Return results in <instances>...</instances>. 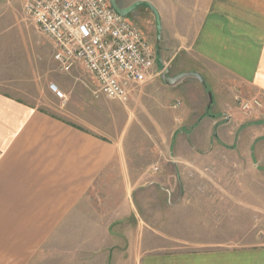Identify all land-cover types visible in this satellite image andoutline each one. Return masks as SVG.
<instances>
[{"label": "rangeland", "instance_id": "374dc122", "mask_svg": "<svg viewBox=\"0 0 264 264\" xmlns=\"http://www.w3.org/2000/svg\"><path fill=\"white\" fill-rule=\"evenodd\" d=\"M138 1L143 0L117 3L127 8ZM149 1L159 11L158 0ZM23 9L24 0H0V92L124 144L136 180L135 217L129 219L135 232L119 236L120 257L128 258V247L137 263L183 251L231 249L232 264H256L255 250L264 247V113L239 107L233 119L223 113L209 119L215 113L205 88L194 83L173 90L157 68L128 104L107 100L82 66L60 73L52 43ZM130 20L157 50L163 20L159 30L148 6ZM171 55L164 54L165 65ZM174 60L173 73L183 70L181 60ZM52 83L65 100L50 90ZM90 237L95 236L53 241L78 246Z\"/></svg>", "mask_w": 264, "mask_h": 264}, {"label": "crops", "instance_id": "0c3cea01", "mask_svg": "<svg viewBox=\"0 0 264 264\" xmlns=\"http://www.w3.org/2000/svg\"><path fill=\"white\" fill-rule=\"evenodd\" d=\"M158 4L165 33L157 60L171 53L170 77L197 73L205 83L187 77L170 87L200 84L212 96V120L221 113L233 119L240 102L254 98L261 102L256 111L264 113V0ZM174 58L183 69L177 73ZM127 157L119 140L0 92V264H232L231 249L137 263L128 247V258L120 257L119 236L135 232L129 219L135 217L136 180ZM72 234L95 237L78 246L53 241ZM255 258L264 264V247Z\"/></svg>", "mask_w": 264, "mask_h": 264}, {"label": "built area", "instance_id": "2783aa9c", "mask_svg": "<svg viewBox=\"0 0 264 264\" xmlns=\"http://www.w3.org/2000/svg\"><path fill=\"white\" fill-rule=\"evenodd\" d=\"M23 10L52 43L60 73L68 75L82 66L107 100L128 104L137 87L154 77L155 46L130 18L113 9L110 0H24ZM50 90L65 100L56 84ZM240 107L250 112L261 102L241 101Z\"/></svg>", "mask_w": 264, "mask_h": 264}, {"label": "water", "instance_id": "95a60500", "mask_svg": "<svg viewBox=\"0 0 264 264\" xmlns=\"http://www.w3.org/2000/svg\"><path fill=\"white\" fill-rule=\"evenodd\" d=\"M110 4L113 7V9L123 18H130L138 10L139 7L148 6L156 14L158 28H159V30H161L160 13L157 10V8L151 2L138 1V2H135L134 4H132L131 6L127 7V8H121L118 5L117 0H110ZM159 52H160V47L157 49V55L159 54ZM159 62H160V64H163V62L161 60H159ZM169 74H170V69L167 68V70L165 72H163V74L161 75V79L165 82V84H167L169 86H175V85H177V83H180L184 78H187V77L196 78V79L200 80L203 84H205L203 78L197 73H186V74H182V75H179L177 77H174V78L170 77ZM212 101H213V99H212V96L210 95V103H212Z\"/></svg>", "mask_w": 264, "mask_h": 264}, {"label": "flooded vegetation", "instance_id": "af4514ba", "mask_svg": "<svg viewBox=\"0 0 264 264\" xmlns=\"http://www.w3.org/2000/svg\"><path fill=\"white\" fill-rule=\"evenodd\" d=\"M166 65L164 63L163 64H160L159 59H158L157 60V63H156V68L157 69H161V72H165L167 70V66ZM169 76H170V74H169ZM160 79H161V75H160Z\"/></svg>", "mask_w": 264, "mask_h": 264}]
</instances>
